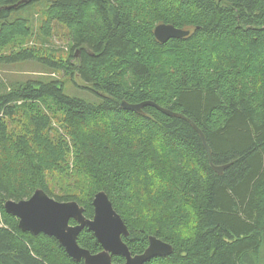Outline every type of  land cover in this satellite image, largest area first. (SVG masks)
I'll return each instance as SVG.
<instances>
[{
  "label": "trees",
  "instance_id": "trees-1",
  "mask_svg": "<svg viewBox=\"0 0 264 264\" xmlns=\"http://www.w3.org/2000/svg\"><path fill=\"white\" fill-rule=\"evenodd\" d=\"M24 1L0 0V62L77 76L98 101L44 76L0 82V264H83L5 212L6 200L37 189L77 202L87 219L103 191L132 255L150 235L172 246L145 264H264V0H45L36 23L9 19L41 0ZM55 24L65 49L50 44ZM160 24L189 34L161 44ZM123 101L180 117L123 110ZM52 175L77 178L64 186L79 192L53 195ZM77 243L101 251L86 228Z\"/></svg>",
  "mask_w": 264,
  "mask_h": 264
},
{
  "label": "water",
  "instance_id": "water-1",
  "mask_svg": "<svg viewBox=\"0 0 264 264\" xmlns=\"http://www.w3.org/2000/svg\"><path fill=\"white\" fill-rule=\"evenodd\" d=\"M31 1L33 0H25L24 3ZM188 34L189 31L166 24L157 25L153 30L155 40L161 44L170 39H181ZM146 106L153 107L166 116L180 117L153 102L135 105L124 101L120 103L121 109L134 113H141L142 108ZM182 118L188 121L198 134L212 169L221 174L225 167L212 165L210 149L202 132L193 122ZM91 205L93 216L87 219L83 215V208L77 202H58L50 198L43 190L37 189L28 199L6 200L3 208L7 214L18 220L17 226L21 232L34 236L43 234L54 238L71 259L76 262L82 261L83 264H145L153 258L171 255L172 246L152 235L148 237L146 249L140 254L132 255L122 240L128 235L127 226L113 209L108 196L103 191L95 193ZM70 220H74L75 225H70ZM85 228L93 233L101 247L100 252L91 254L78 245L77 237ZM112 257H121L123 263H113Z\"/></svg>",
  "mask_w": 264,
  "mask_h": 264
},
{
  "label": "rangeland",
  "instance_id": "rangeland-1",
  "mask_svg": "<svg viewBox=\"0 0 264 264\" xmlns=\"http://www.w3.org/2000/svg\"><path fill=\"white\" fill-rule=\"evenodd\" d=\"M44 5L45 0H41L32 10H28L25 13L16 12L15 14H11L9 19H12L21 14L22 16L27 17L30 20L32 19L33 23H36L40 16V10L44 7ZM55 25L59 27H56V29H54V36L50 44L54 47L65 49L67 46V41L64 37V34L66 33L65 28L59 24ZM5 54L6 52L0 51V55ZM42 76L61 81L64 85L63 92L67 96L82 98L90 102L98 101L94 95H92L89 91L83 89L84 84L77 76L73 77L72 80L71 78L65 77L60 72L43 67L39 62H21L16 64H7L5 62H0V82L4 83L5 88L8 87L9 81L25 82L28 79L37 80ZM75 180H77V178H65L62 176L52 175L51 177L49 176L47 185L53 195H61L62 193H78V188L66 189V187L64 186L70 185Z\"/></svg>",
  "mask_w": 264,
  "mask_h": 264
},
{
  "label": "flooded vegetation",
  "instance_id": "flooded-vegetation-1",
  "mask_svg": "<svg viewBox=\"0 0 264 264\" xmlns=\"http://www.w3.org/2000/svg\"><path fill=\"white\" fill-rule=\"evenodd\" d=\"M77 53H78V54H77ZM76 55H78V56H79V52H78V51L76 52ZM78 56H77V57H78Z\"/></svg>",
  "mask_w": 264,
  "mask_h": 264
},
{
  "label": "bare ground",
  "instance_id": "bare-ground-1",
  "mask_svg": "<svg viewBox=\"0 0 264 264\" xmlns=\"http://www.w3.org/2000/svg\"><path fill=\"white\" fill-rule=\"evenodd\" d=\"M10 41V40H9ZM70 72V71H69Z\"/></svg>",
  "mask_w": 264,
  "mask_h": 264
}]
</instances>
